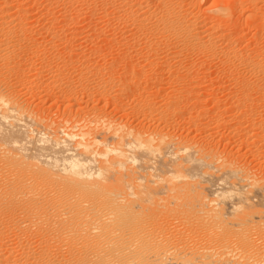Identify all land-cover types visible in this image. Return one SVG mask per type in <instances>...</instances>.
<instances>
[{
	"label": "rangeland",
	"instance_id": "rangeland-1",
	"mask_svg": "<svg viewBox=\"0 0 264 264\" xmlns=\"http://www.w3.org/2000/svg\"><path fill=\"white\" fill-rule=\"evenodd\" d=\"M60 1L0 0V20L7 16L2 23L12 27L9 32L0 27V39H6L5 46L0 44V84L43 118L44 126L49 123V131L58 123L78 121L80 126L99 116L134 131L163 133L211 149L264 185V68L251 71L250 61L264 59V0ZM168 12L180 13L192 31L164 29L156 16ZM7 148L0 142L1 153ZM156 203L165 209L170 205L176 216L181 209L177 202L157 198ZM176 220L161 221L165 235L177 238L186 232ZM263 228L251 236L258 249L264 247ZM34 232L18 234L25 239L30 233L29 239H35L26 240L35 247ZM51 243L55 257L62 248L66 251L57 252L59 258L67 254L66 246ZM32 248L31 256L43 254L40 247ZM253 253L243 262L252 260Z\"/></svg>",
	"mask_w": 264,
	"mask_h": 264
},
{
	"label": "bare ground",
	"instance_id": "bare-ground-1",
	"mask_svg": "<svg viewBox=\"0 0 264 264\" xmlns=\"http://www.w3.org/2000/svg\"><path fill=\"white\" fill-rule=\"evenodd\" d=\"M169 14L156 16L163 28L188 33L190 26L180 13ZM6 18L0 27L9 32L12 27L2 23ZM5 40L0 44L5 46ZM254 58L248 56L251 71H261L264 59ZM3 86L0 142L9 150L0 151V264H264V252L256 255L264 247L258 249L251 240L264 227V185L246 169L192 142L134 131L99 116L80 126L78 121L58 123L51 132L49 123L44 126L43 118ZM157 198L177 202V216L170 205H158ZM173 218L186 231L177 238L163 233L161 221ZM17 231H36L33 244L43 254L31 256L32 240H27L33 237L21 238ZM48 242L66 246L68 256L59 258L60 248L55 257ZM250 253L252 260L244 263Z\"/></svg>",
	"mask_w": 264,
	"mask_h": 264
}]
</instances>
